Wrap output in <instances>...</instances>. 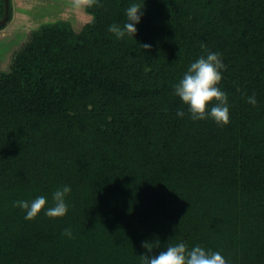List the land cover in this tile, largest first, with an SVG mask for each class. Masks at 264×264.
<instances>
[{"label":"trees","instance_id":"1","mask_svg":"<svg viewBox=\"0 0 264 264\" xmlns=\"http://www.w3.org/2000/svg\"><path fill=\"white\" fill-rule=\"evenodd\" d=\"M132 3H145L138 31L117 38L109 27ZM84 7L81 30L46 23L0 70V264H141L157 240L153 255L184 242L264 264V0ZM8 15L0 28L12 0ZM209 51L225 65L226 125L193 120L174 95ZM65 185L64 217L27 220L14 206L43 195L50 207Z\"/></svg>","mask_w":264,"mask_h":264},{"label":"clouds","instance_id":"2","mask_svg":"<svg viewBox=\"0 0 264 264\" xmlns=\"http://www.w3.org/2000/svg\"><path fill=\"white\" fill-rule=\"evenodd\" d=\"M144 4L132 3L126 9V22L123 26L112 24L109 31L117 38H123L126 34L135 36L136 25L140 23L144 13ZM143 49H150L151 45L142 44ZM225 65L219 53L209 51L207 56H201L192 62L180 81L173 86L174 95L179 97L188 106V111L193 120L213 119L217 124L229 123L230 114L227 93L222 91L218 85L222 81V70ZM148 70V69H146ZM215 101L210 108L209 104ZM247 102L253 106L257 104L255 94L247 97ZM184 112L178 110L177 115L184 116ZM71 192L70 186L58 188L52 194V205L46 208L48 200L46 196H38L32 201L18 200L14 206L22 208L26 212L25 219L32 220L45 210L46 216L50 218L64 217L68 212L66 196ZM64 235L72 237L71 229H65ZM147 249V254L140 255L141 264H228V261L219 251H206L197 245L189 248L184 242L169 244L165 250L158 255H153L154 249L160 247V243L144 242L142 245Z\"/></svg>","mask_w":264,"mask_h":264},{"label":"rangeland","instance_id":"3","mask_svg":"<svg viewBox=\"0 0 264 264\" xmlns=\"http://www.w3.org/2000/svg\"><path fill=\"white\" fill-rule=\"evenodd\" d=\"M19 1L22 4L18 8L20 15L17 14L16 20L19 26L22 25V28L27 22H30L29 27L25 26L26 29L24 28L28 30L27 34L46 23L59 20H68L76 30H81L84 24L92 19V14L87 12L84 7L88 0H28L29 2L27 3L26 1V4L23 0ZM12 22L5 26L7 30H4L5 35L0 39V46L2 47L8 42H14V45L15 41L17 42L20 39L18 35L19 30L16 29L17 26L15 25L12 28L14 24Z\"/></svg>","mask_w":264,"mask_h":264},{"label":"crops","instance_id":"4","mask_svg":"<svg viewBox=\"0 0 264 264\" xmlns=\"http://www.w3.org/2000/svg\"><path fill=\"white\" fill-rule=\"evenodd\" d=\"M26 1L28 3L30 0L29 1L23 0V2H25V4H26ZM12 4H13V16L7 25H9V23L13 21L12 23H14V24L12 25V28L14 25L17 26L16 29L19 30L18 35H19L20 39L17 42L15 41L14 45H13L14 42L13 43L8 42L5 46H3V47L0 46V69H5L8 66V61H9V57H10L9 55L12 53V50L19 45V43L21 44L23 41H25V39L28 35L27 34L28 30H25L26 29L25 26L29 27V25H30V22H27L23 28L21 27L22 25H20V26L18 25V21L16 20V17H17V14L20 15L18 13V8L21 7L22 3H20L19 0H12ZM4 30H7L6 27L0 28V39L5 35ZM10 46H12V47H10Z\"/></svg>","mask_w":264,"mask_h":264},{"label":"water","instance_id":"5","mask_svg":"<svg viewBox=\"0 0 264 264\" xmlns=\"http://www.w3.org/2000/svg\"><path fill=\"white\" fill-rule=\"evenodd\" d=\"M8 0H4V14L0 18V24H4L8 20Z\"/></svg>","mask_w":264,"mask_h":264}]
</instances>
